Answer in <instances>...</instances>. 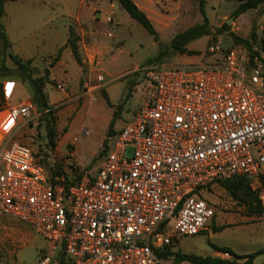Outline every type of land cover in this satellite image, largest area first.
I'll return each mask as SVG.
<instances>
[{"label": "built area", "instance_id": "built-area-1", "mask_svg": "<svg viewBox=\"0 0 264 264\" xmlns=\"http://www.w3.org/2000/svg\"><path fill=\"white\" fill-rule=\"evenodd\" d=\"M255 32L264 46V21ZM206 54L213 60L141 65L151 93L68 186L47 177L31 147L9 143L13 125L38 114L31 96L9 100L15 81L2 82L0 215L46 241L36 264H162L156 249L207 229L215 209L202 190L235 176L264 215V67L241 44L213 41Z\"/></svg>", "mask_w": 264, "mask_h": 264}, {"label": "rangeland", "instance_id": "rangeland-1", "mask_svg": "<svg viewBox=\"0 0 264 264\" xmlns=\"http://www.w3.org/2000/svg\"><path fill=\"white\" fill-rule=\"evenodd\" d=\"M238 2L239 0H206L205 14L211 19L212 28L209 39L212 38L214 42L221 43L220 45L225 48L231 45V41L225 44V41L230 39V32L242 38H248L252 28L264 21L262 8L264 6H260L232 18L228 23V30L219 34L215 33V29L228 19L231 10ZM4 8L5 14L1 21L4 24L8 43L4 45L0 40V82L19 81L24 84L25 90L29 91L32 86L31 80L44 73L47 65L54 62V56L46 52L35 61L29 55L24 42L36 35L39 37L44 34L52 27L53 22L62 28V21L66 19L67 13L62 9L59 0H9L5 2ZM85 10L88 11V8ZM122 12L126 17L122 19V24L127 33V39L123 48V56L110 67L111 75L100 71L103 80L99 81L96 78L99 71L95 65L89 67L85 64L82 71L77 63L70 62L69 65L68 80L71 87L66 86V91L69 97H75L72 102L75 109L72 113L78 118L80 125L88 130L86 135L80 136V142L78 139L73 141L74 145L81 143L85 148L88 146V150L73 152V144L67 143V145L66 142L58 143L57 141L52 149L44 129L43 114L37 106L38 115L35 121L17 122L8 134L9 143L16 141L28 145L41 156L47 168L60 166L68 171L71 164L93 168L97 164V155L103 149L101 146H104L103 137L107 133L116 104L122 103V108L114 118L113 124L114 129H119L122 127V122L130 118L132 112L140 104L142 105L144 98L152 91L138 68L149 63L148 59L158 52V46L138 22L128 16L123 9ZM155 29L161 41L168 44L171 39L170 35L166 34L165 30ZM206 39L205 36H201L188 43V48L191 47L198 51L192 54L194 62L213 60L212 56L206 54ZM164 49V55L159 58L161 61L189 64L184 63L186 59H190L189 55L174 52L168 45ZM10 54L16 55L22 61L30 59L29 67L32 68L17 66ZM40 60H42L41 63ZM122 68L127 70L117 74ZM79 76L81 80L77 83ZM134 82H138L139 85L125 97L128 87H132ZM56 83L57 81L47 82L45 94L47 100L52 103L50 105L55 109L54 115L58 118L68 102H65L63 98L64 91L55 87ZM105 87L108 88L110 101L114 106L105 102ZM23 96H25L24 89L15 87L11 90L9 100L16 102ZM89 96L94 101L100 102L101 107L88 106L85 101ZM92 111L95 113V118L88 114ZM201 195L214 206L215 213L203 232L194 235H179L174 242V251L203 256L215 255L229 259L232 258L231 255L216 251L213 245L229 246L240 254L255 251L264 245V215L262 213H249L243 202L233 199L218 183H212L204 188ZM213 226L220 229L214 231ZM46 248V241L32 226L9 216L0 215V264H36ZM263 259L264 254H259L255 256L254 263L261 264ZM162 264L192 263L176 262L170 255L164 259Z\"/></svg>", "mask_w": 264, "mask_h": 264}, {"label": "crops", "instance_id": "crops-1", "mask_svg": "<svg viewBox=\"0 0 264 264\" xmlns=\"http://www.w3.org/2000/svg\"><path fill=\"white\" fill-rule=\"evenodd\" d=\"M133 2L147 15L153 26H155L154 28L165 30L166 34L170 35L171 38L177 31L202 21V16L200 17L201 14L196 0H133ZM59 3L62 9L67 13L66 19L62 21V28H60L56 22H53L51 23L52 27L44 34L39 35V37L36 35L26 40L24 43L29 55L35 61L46 52L55 56L58 49L65 44L68 36V29L71 27L78 36L77 45L82 63L84 65L87 64L89 67L95 65L99 73L105 72L107 75H111V72H109L110 67L115 65L123 56V48L127 39V33L122 24V19L124 20L126 17L119 3L116 0H59ZM205 5L206 0L204 3V11L206 13ZM86 8H88V11L85 10ZM190 14L192 15L189 16ZM207 18L211 24V19L209 17ZM170 32L173 33L171 34ZM204 36L207 38V42H213L212 38L209 39V35ZM230 41L232 45L233 42L231 39H229V41L226 40L225 44H228ZM188 49L193 48L190 47ZM192 56L193 55H189L188 58L190 59H186L184 63H197L194 62ZM41 62L42 60H40V63ZM70 62L77 63L70 49L64 47L60 51L58 59L52 64L47 65V68L49 70V81H57V83L64 84V90H62L64 91L63 98H65V102H68V105L59 113V117L57 118V142H66V144L74 145L73 140L78 139L79 141L80 136L84 135V127L80 125L78 118L72 113V110L75 109L74 103H72L75 97H69L66 91V86L71 87L68 80ZM78 66L82 71V67L79 64ZM126 70L127 69L122 68L117 74ZM80 80L81 76H79L77 83ZM15 82L16 87L24 89L25 96H30V90H25L22 82ZM138 85V82H134L132 84V89L135 90ZM69 90L72 89L69 88ZM104 90L110 104L114 106L110 101L108 88L105 87ZM147 97L148 96L144 98V101ZM85 102H87L88 106L91 108L101 107L100 102L94 101L90 96L87 97ZM48 103L52 104L50 101H48ZM88 114L92 117L95 116L93 111L91 113L88 112ZM127 120L128 119L122 122V126ZM73 148V152L88 150V146L85 148L84 144L81 143H79V145L75 144Z\"/></svg>", "mask_w": 264, "mask_h": 264}, {"label": "trees", "instance_id": "trees-1", "mask_svg": "<svg viewBox=\"0 0 264 264\" xmlns=\"http://www.w3.org/2000/svg\"><path fill=\"white\" fill-rule=\"evenodd\" d=\"M6 1L9 0H0V40L4 45L8 43V39L4 32V24L2 23L1 18L5 14L4 4ZM116 1L132 19L138 22L146 30V32L152 37L153 41L157 44L158 52L148 59L149 62L160 61L159 58L162 55H164L165 53L164 47L166 45H168V47H170V49H172L174 52H177L179 54H187V55L196 54L198 53V51L187 48L188 43L201 36L211 35L212 33V28L204 11L205 0H196L198 3L199 12L202 16V21L198 23H194L183 30L177 31L170 39L168 44L161 41L158 32L154 28L150 19L141 9L137 7V5L133 2V0H116ZM260 6H264V0H239L238 4L231 10L230 16L236 18L241 13L246 12L247 10L250 9L258 8ZM262 8L264 10V7ZM255 28L256 26L252 28V30L250 31V36L248 38H242L236 35L234 32H230L229 33L230 39L232 40L233 43L241 44L246 49H248L251 57L257 56L258 61L264 67V56L263 57L260 56V52L264 53V46L259 41L258 36L255 32ZM228 29H229V24L226 21H224L219 28L215 29L214 32L219 34ZM77 40H78L77 34L73 31L71 27H69L67 40L63 45V47L58 49L53 60L55 61L58 59L62 48L68 47L76 62L83 69L84 64L82 63L81 57L79 55ZM208 45H209V41L207 42V46ZM10 56L14 60L17 66L28 67L30 69L32 68L29 67L30 59H27L26 61H22L19 57H17L14 54H10ZM48 73L49 70L48 68H46L44 69V73L31 80L32 86L30 90V96L33 99L35 105L40 110V112L43 114L45 120L44 129L47 135L48 143L50 147L53 149L54 146L56 145V141L58 140V130L56 124L57 118L54 115L55 109L52 105L48 103L44 91V86L49 81ZM131 90L132 87H128L125 97L130 94ZM104 98H105V102L108 105H111L105 92H104ZM3 103H4V98L2 94V83L0 82V106H2ZM121 108H122V103L116 104V109L113 112V117L110 120L106 135H111L118 132L119 129H114L113 124H114V118L117 116ZM106 147L107 144L106 141H104V149H102L97 155L96 157L97 161L105 152ZM34 155L38 158L39 163L43 166L47 177L52 179L54 178V176H63L64 178L63 184L65 186L77 183L83 174V170L90 168V167L82 168L74 164L69 165L68 171L62 169L60 166L47 168L41 156L38 155L36 152H34ZM216 183L222 186L233 199L240 200L241 202H243L246 205V209L249 213H255V214L262 213V206L260 205V202L257 198V194L251 190L244 177L235 176L224 180H218ZM219 229H220L219 227L213 226L214 231H217ZM174 242L175 240L170 245H166L163 248L156 249L155 252L157 256L164 260L171 255L173 256V259L176 262L188 261L192 264H255L254 263L255 256L259 254H264V245L255 251L241 253V254L235 252L229 246L213 245V248L216 251L226 252L229 255L233 256V258L228 259L215 255L203 256L195 253H181L178 250L174 251L173 249ZM261 264H264V259Z\"/></svg>", "mask_w": 264, "mask_h": 264}, {"label": "water", "instance_id": "water-1", "mask_svg": "<svg viewBox=\"0 0 264 264\" xmlns=\"http://www.w3.org/2000/svg\"><path fill=\"white\" fill-rule=\"evenodd\" d=\"M232 16H229L228 19L226 20L227 23H230V21L232 20Z\"/></svg>", "mask_w": 264, "mask_h": 264}, {"label": "bare ground", "instance_id": "bare-ground-1", "mask_svg": "<svg viewBox=\"0 0 264 264\" xmlns=\"http://www.w3.org/2000/svg\"><path fill=\"white\" fill-rule=\"evenodd\" d=\"M0 117H1V114H0ZM6 125H9V121L6 122Z\"/></svg>", "mask_w": 264, "mask_h": 264}]
</instances>
